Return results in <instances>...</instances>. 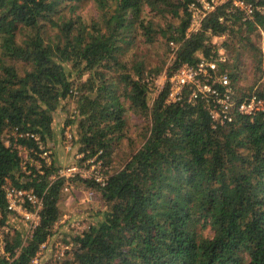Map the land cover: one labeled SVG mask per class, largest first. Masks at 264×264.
Here are the masks:
<instances>
[{
	"label": "trees",
	"instance_id": "trees-1",
	"mask_svg": "<svg viewBox=\"0 0 264 264\" xmlns=\"http://www.w3.org/2000/svg\"><path fill=\"white\" fill-rule=\"evenodd\" d=\"M190 1L0 0V223L10 225L0 264H29L54 232L63 178H48L57 156L40 158L34 135L47 148L70 122L77 152L99 151L112 171L102 186L77 178L98 205L52 264H264V110L218 123L202 101L151 95L169 41L168 70L219 57L220 36L233 98L264 99V15L225 0L185 35ZM243 59L260 72L248 84ZM69 98L74 117L58 125ZM15 145L31 157L24 167ZM6 180L42 197L28 236L5 208Z\"/></svg>",
	"mask_w": 264,
	"mask_h": 264
},
{
	"label": "built area",
	"instance_id": "built-area-1",
	"mask_svg": "<svg viewBox=\"0 0 264 264\" xmlns=\"http://www.w3.org/2000/svg\"><path fill=\"white\" fill-rule=\"evenodd\" d=\"M225 0H192L187 4V11L189 12V23L185 30V35L191 31H195L200 27L201 21L205 14L211 11L215 5L224 2ZM260 1H263L261 3ZM235 7L242 9L246 16H251L254 10H257L260 14L264 15V0H231L227 10L235 9ZM170 52L166 61V65L170 64L173 57V50L175 44L169 41ZM219 57H202L199 56L194 62H181L174 68L168 70L166 65L161 70V80L154 83L153 91L155 95L163 87L166 89L164 102H176L187 101L196 102L202 101L209 112L211 119L214 122L222 123L230 121L237 112L238 114H245L252 116L255 112L264 110V99L255 95L249 94L236 101L233 97V91L229 85V78L224 71H221L217 65L218 59L223 57L218 54ZM152 95V96H153ZM71 133L67 131V126L63 130L62 146L66 149L71 148ZM38 147L42 148L38 153V156L42 158L46 163L51 160L50 150L43 147L42 143L37 140ZM8 144L7 137L4 139ZM18 154L21 157V164L24 167L25 161L31 160L28 157L27 150L20 145H15ZM74 161L70 164L57 166L48 178L54 179L56 177H62L63 183L62 192H68L73 189L71 180L73 179H90L93 180L99 186H102L107 178V173L104 172L102 158L99 156V151L90 155L83 156L82 152L73 153ZM31 162V161H30ZM36 162V161H35ZM5 208L11 212L13 216L19 217L23 222L24 236H28L32 233L33 228L38 224L40 220V209L42 207V197L34 193L31 188H22L12 185L6 180L3 185ZM87 197H90L93 190L90 188L87 190ZM63 218H59L57 221H64ZM56 221L53 227L56 225ZM72 227H77L81 231L85 224L79 225V223L70 224ZM8 222L0 223V253L3 252L4 234L9 231ZM54 230V229H53ZM52 244L55 248L57 255H61L71 247V241H56L53 235H49L44 241L39 243L35 254L32 256L29 264H37L42 252L49 245Z\"/></svg>",
	"mask_w": 264,
	"mask_h": 264
},
{
	"label": "rangeland",
	"instance_id": "rangeland-1",
	"mask_svg": "<svg viewBox=\"0 0 264 264\" xmlns=\"http://www.w3.org/2000/svg\"><path fill=\"white\" fill-rule=\"evenodd\" d=\"M85 12V9H84ZM262 34V32H260ZM223 37H213L212 40L216 42L217 46V54H220L222 56L224 49L223 47L220 46L219 41ZM259 68L256 69L254 67L252 62H248L245 59L242 60V71L245 77L243 78L244 80L239 81V83H244L246 80L245 84H248L250 82V78L252 79L254 76L256 77L258 73H260ZM254 72V75H253ZM262 76L264 75L263 68L261 70ZM161 80V74L159 73L158 75L155 76L153 79V85L152 89L154 86L155 82H158ZM151 95L154 94V91L151 90ZM67 110L66 111H60L58 112L57 116L55 117V120H57V124L61 125L60 122L65 120L66 115L69 114L71 118H73V114L75 111V103L73 102L72 98L68 99V104L66 105ZM127 121L129 122V128L133 129L134 125L137 121V118L135 115L130 114V116L127 117ZM73 123H69L67 126V131L71 133L72 135V129H73ZM64 126V127H65ZM60 128V126L58 127ZM55 142H49L47 147L50 152L53 155L57 156V162L59 166L67 165L70 164L74 161L73 158V153L77 150L76 144L72 141L71 137V148L66 149L62 146V138H60L57 133H55ZM122 148V147H120ZM120 150V149H119ZM104 172L105 173H110L112 171V165L108 164L105 165L103 164ZM73 189L68 192H62L64 197L60 200V205H62V211L60 218H63V214H65V220L64 221H56V225L53 227L54 232L52 233L54 240L56 241H63L67 242L70 240L71 236L78 231L79 229L77 227H72L70 224L71 222H77L79 225L85 224L89 222V212L95 209L98 205V201L96 200L95 197V192L93 191L92 195L90 197H87V190L90 189L89 187H85L82 182L78 179H73L71 180ZM93 190V189H92ZM59 205V206H60ZM69 250L64 252L61 255H57L55 252V248L52 244H49L44 251L42 252V255L37 262V264H52L56 261H61L64 258L68 256Z\"/></svg>",
	"mask_w": 264,
	"mask_h": 264
}]
</instances>
